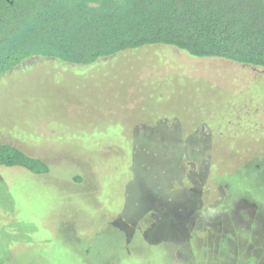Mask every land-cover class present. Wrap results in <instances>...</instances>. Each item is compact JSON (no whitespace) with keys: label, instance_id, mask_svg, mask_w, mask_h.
<instances>
[{"label":"rangeland","instance_id":"374dc122","mask_svg":"<svg viewBox=\"0 0 264 264\" xmlns=\"http://www.w3.org/2000/svg\"><path fill=\"white\" fill-rule=\"evenodd\" d=\"M0 142L49 166H0V264H264V69L29 58L0 75Z\"/></svg>","mask_w":264,"mask_h":264},{"label":"trees","instance_id":"16d2710c","mask_svg":"<svg viewBox=\"0 0 264 264\" xmlns=\"http://www.w3.org/2000/svg\"><path fill=\"white\" fill-rule=\"evenodd\" d=\"M154 45L264 69V0H0V75L33 57L85 66ZM0 166L49 172L3 142Z\"/></svg>","mask_w":264,"mask_h":264}]
</instances>
